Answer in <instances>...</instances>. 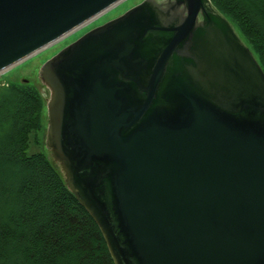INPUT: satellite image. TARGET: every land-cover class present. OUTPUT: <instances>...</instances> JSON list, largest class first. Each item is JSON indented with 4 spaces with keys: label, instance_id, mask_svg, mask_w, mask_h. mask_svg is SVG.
Returning a JSON list of instances; mask_svg holds the SVG:
<instances>
[{
    "label": "water",
    "instance_id": "water-1",
    "mask_svg": "<svg viewBox=\"0 0 264 264\" xmlns=\"http://www.w3.org/2000/svg\"><path fill=\"white\" fill-rule=\"evenodd\" d=\"M123 0H0V74ZM46 146L115 264H264V69L211 0H143L48 59Z\"/></svg>",
    "mask_w": 264,
    "mask_h": 264
},
{
    "label": "trees",
    "instance_id": "trees-1",
    "mask_svg": "<svg viewBox=\"0 0 264 264\" xmlns=\"http://www.w3.org/2000/svg\"><path fill=\"white\" fill-rule=\"evenodd\" d=\"M264 69V0H211ZM45 98L31 83H0V264H115L93 216L57 164L29 154Z\"/></svg>",
    "mask_w": 264,
    "mask_h": 264
},
{
    "label": "rangeland",
    "instance_id": "rangeland-1",
    "mask_svg": "<svg viewBox=\"0 0 264 264\" xmlns=\"http://www.w3.org/2000/svg\"><path fill=\"white\" fill-rule=\"evenodd\" d=\"M142 0H123L105 13L96 17L94 20L85 24L81 28L74 31L72 34L67 35L63 39L58 40L56 43L51 46L41 50L40 52L32 55L26 60L8 68L4 72L0 74V83H31L35 85L42 95L45 97V111H44V126L42 129H38L37 131L31 132L30 145L28 149V153L34 152H42L51 160L54 161L53 156L51 154L50 149L46 146V134L48 127V98L50 97V89L43 83L40 78V71L44 63L58 53L62 48H64L67 44L73 42L81 35H83L88 30L92 29L95 26L101 25L106 21L113 19L114 17L122 14L130 7L135 4L141 2ZM233 26L238 31L237 26L232 22ZM242 37V35L240 34ZM243 38V37H242ZM244 39V38H243ZM246 42V39H244ZM247 43V42H246ZM248 44V43H247ZM250 47V46H249Z\"/></svg>",
    "mask_w": 264,
    "mask_h": 264
},
{
    "label": "flooded vegetation",
    "instance_id": "flooded-vegetation-1",
    "mask_svg": "<svg viewBox=\"0 0 264 264\" xmlns=\"http://www.w3.org/2000/svg\"><path fill=\"white\" fill-rule=\"evenodd\" d=\"M44 96V95H43ZM45 98V97H44Z\"/></svg>",
    "mask_w": 264,
    "mask_h": 264
},
{
    "label": "bare ground",
    "instance_id": "bare-ground-1",
    "mask_svg": "<svg viewBox=\"0 0 264 264\" xmlns=\"http://www.w3.org/2000/svg\"><path fill=\"white\" fill-rule=\"evenodd\" d=\"M44 97V96H43Z\"/></svg>",
    "mask_w": 264,
    "mask_h": 264
}]
</instances>
